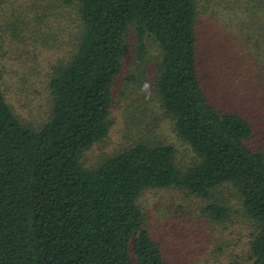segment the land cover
Returning <instances> with one entry per match:
<instances>
[{
    "label": "trees",
    "instance_id": "obj_1",
    "mask_svg": "<svg viewBox=\"0 0 264 264\" xmlns=\"http://www.w3.org/2000/svg\"><path fill=\"white\" fill-rule=\"evenodd\" d=\"M62 4L77 11V30L68 59L52 67L40 126L16 115L0 82V264H172L145 226L141 195L186 191L207 200L204 213L222 223L232 215L215 195L222 187L253 222L251 256L264 264V153L249 146L250 121L218 108L202 86L197 0ZM132 30L138 67L155 65L151 92L133 93L172 120L194 154L187 167L172 144L148 140L94 169L82 159L109 134Z\"/></svg>",
    "mask_w": 264,
    "mask_h": 264
},
{
    "label": "rangeland",
    "instance_id": "obj_2",
    "mask_svg": "<svg viewBox=\"0 0 264 264\" xmlns=\"http://www.w3.org/2000/svg\"><path fill=\"white\" fill-rule=\"evenodd\" d=\"M197 2L202 86L218 108L250 121L249 146L264 153V0ZM61 5L62 0H4L0 7V82L16 115L34 126L47 114L52 67L68 59L77 30V11ZM135 39L132 30L113 87L109 134L82 159L94 169L123 148L148 140L172 144L177 164L187 167L194 154L176 135L172 120L156 103L152 108L133 93L138 87L139 94L151 92L155 70L152 61L145 73L138 67ZM155 52L149 48V54ZM215 195L232 209L222 223L204 213L207 200L186 191L150 189L141 195L145 226L172 264H254L253 222L232 188L222 187Z\"/></svg>",
    "mask_w": 264,
    "mask_h": 264
}]
</instances>
